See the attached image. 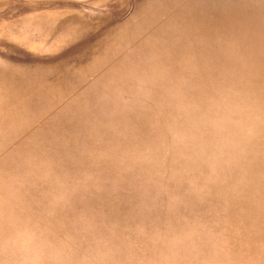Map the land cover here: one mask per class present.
<instances>
[{
	"label": "rangeland",
	"instance_id": "1",
	"mask_svg": "<svg viewBox=\"0 0 264 264\" xmlns=\"http://www.w3.org/2000/svg\"><path fill=\"white\" fill-rule=\"evenodd\" d=\"M0 264H264V0H0Z\"/></svg>",
	"mask_w": 264,
	"mask_h": 264
}]
</instances>
